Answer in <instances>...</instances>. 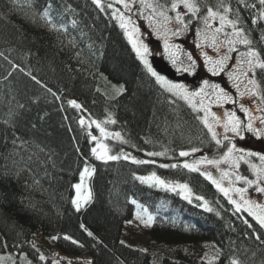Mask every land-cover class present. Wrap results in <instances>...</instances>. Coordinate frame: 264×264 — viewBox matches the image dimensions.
I'll use <instances>...</instances> for the list:
<instances>
[{"label":"trees","instance_id":"1","mask_svg":"<svg viewBox=\"0 0 264 264\" xmlns=\"http://www.w3.org/2000/svg\"><path fill=\"white\" fill-rule=\"evenodd\" d=\"M224 2L232 9L229 17H239L238 27L264 58V6L259 0ZM159 3L169 6L171 0ZM103 6L102 11L93 0H0V256L11 255L14 264H22V258L51 264L40 256L42 242L52 239L65 253L89 255L91 264H230L232 259L264 264V228L247 211H236L210 180L182 167L190 157H181L180 151L197 148L218 158L230 142L217 145L187 102L156 83L112 11ZM197 28L202 30L203 23L193 19L188 35L193 47L201 44L196 47L199 60L204 61L203 52L218 59L226 49L217 53L202 37L194 38ZM241 51L246 47L237 45L230 54L227 73ZM100 73L111 83H123V91L103 90ZM256 79L259 96L264 73L257 70ZM109 117L116 123H106L107 129L119 132L122 140L109 138L108 147L121 158L104 162L91 153L89 132L97 135V129L79 121ZM124 155L152 163L137 164ZM248 163L264 169L260 159ZM86 164L95 168L92 199L77 211L71 203L73 185ZM249 166L241 165L245 177L252 175ZM153 172L188 184L207 208L178 191L136 179ZM258 175L261 185L264 173ZM133 200L148 206L154 217L146 249L121 243L123 225L134 216ZM206 241L218 249V258L193 249Z\"/></svg>","mask_w":264,"mask_h":264},{"label":"snow or ice","instance_id":"2","mask_svg":"<svg viewBox=\"0 0 264 264\" xmlns=\"http://www.w3.org/2000/svg\"><path fill=\"white\" fill-rule=\"evenodd\" d=\"M139 2L140 8H137L136 11L143 16V9H150L151 15L146 17L150 23H152L156 17L161 18V20H155L154 31L157 32L158 36L163 37L165 53L169 55L172 64L177 66L178 71L182 69L184 72H193L195 71L197 62L191 53H184L189 62L187 66H184V61L181 59L180 55H177V51L182 50L179 45L171 44L169 42V33L172 37L181 35L188 30L193 19L203 23V29L201 30L197 28L196 30L197 37H202L203 40L208 42V47L212 48L217 53H220L222 49H226V51H223V53L219 55L218 59H214L212 56L208 55L207 52H203L204 63L207 66L208 72L213 76L224 72L225 69L229 67L228 61L233 59L230 54L237 52V45H244L246 51L239 52V58L235 61V68L228 71L227 74L229 79L236 81L233 86L236 88L241 98L245 96L256 98L258 96V92L261 90V85L256 79V74L257 70H259L260 73H264V58H262V54L259 50L251 46L252 41L245 34V30L238 27L239 17L236 19H231L229 17L232 9L225 4L224 0H217L215 8L209 5L207 0H171L169 6L159 3V0H155L154 3H148L147 0H139ZM240 2H243V0H240ZM93 3L102 11L104 10L101 0H93ZM115 4L122 5L125 11H121L120 8H114L112 3H109L107 7L113 9L112 16L118 21L119 27L124 30V34L128 38V42L131 44L135 55L139 58L147 72L155 78L156 83L161 85L173 97L187 102L192 111L197 113L196 119L201 121L204 128H206L208 133L211 134V139L215 141L217 145L222 144V140L218 138L219 134L216 131L217 126L223 128V132L225 133L223 140L230 142L227 151H225L219 159H208L207 157H204L202 160H197L194 163L185 162L182 167L190 172H199L200 175L204 176L207 180H210L212 184H214L217 189L229 199V202L235 205L236 211L239 212L242 209L247 211L248 214L252 216L262 228H264V204L245 199L244 194L247 192V188L231 187V179H229V187H224L221 181L229 178L230 173L227 170L221 172V178L218 180L211 172L207 170L201 171L199 167V165L205 163L214 166L218 171L220 170L221 164H230L231 166L238 167V161L243 160L244 155L234 157L233 153H243L244 150L238 149L235 143H231V137L227 134L231 133L233 136L241 139L244 138V133L246 132L252 133L257 137L264 136V127H261L264 126V115L257 117L248 107L245 106L244 103H240L239 110L247 117L246 122L237 115L236 111L225 112L223 117H221L211 111V103L223 106L225 103L236 104L237 100L219 84L204 80L202 86L198 90L189 91L184 84L174 83L157 73L148 60V56L151 55L149 47L140 39V29L134 24L131 15L128 14L133 11V6L136 5V0H115ZM259 4L264 6V0H259ZM253 7H255V5H253ZM184 10H186V12ZM169 11L175 12V16L168 15ZM188 14H190V16L186 19L185 17ZM44 15L47 16L46 11ZM261 17H264V11L261 12ZM216 22H218L219 26H214ZM255 22L256 21L253 20V23ZM169 25H172V27H169ZM228 28H230L231 31H227L226 29ZM196 47L201 48V44L197 43ZM173 49L177 51H173ZM33 79H35V77H33ZM37 83H40V81H37ZM242 86L244 89L243 91H241ZM49 91H51V89H49ZM118 91H123V88L121 87ZM209 97H214L215 99L206 102V99ZM258 98L260 104L264 105V94L259 95ZM69 103L74 108L81 107V105L77 104L75 101H69ZM256 111L264 113V107L258 106ZM200 113H203V115H200ZM210 117L211 120L209 119ZM257 121L258 124L256 123ZM79 122L81 125H85L86 123L83 118H81ZM104 123L115 124L116 120L109 117ZM93 125H95V128L99 131L101 137L108 138L114 136L116 139L122 140L119 132H108L105 127L102 126L100 121L91 120L87 122V127L89 129L92 128ZM89 136L92 141L96 142V146L91 149V153L97 160L107 162L121 158L119 155L109 154L108 145L101 143L97 136L92 135L91 132H89ZM196 151H198L197 148L191 149L192 153ZM190 154L189 151L179 152L181 157H188ZM148 155L160 156L164 155V153L149 152ZM247 155L259 156L260 161L264 162V155L262 154L249 152ZM123 158L128 159V156L124 155ZM133 162L137 164L152 163V161L136 160L134 158ZM160 166L169 167V165ZM170 167L175 168L177 165L173 164ZM252 167L255 168V165ZM94 172L95 168L86 164L83 170L80 171V182L73 185L75 196L71 203L75 206L77 211L92 199L91 189L85 186V179L86 177L90 178ZM261 172L264 173V169H261ZM136 179L140 180L142 183H151L153 186L164 187L171 191L179 190L178 194L182 195L184 199L189 200L191 203L190 197L192 195V190L186 183L172 184L169 181L161 179L155 172L151 173L149 176H137ZM235 179L237 181L242 180L249 186L256 184V191L264 193V186H259L258 183L261 179V176L259 175L257 180H251L238 174L235 175ZM230 192L238 193L241 202H237V200L233 199L229 195ZM196 199L203 200V197L196 196ZM132 203L135 204L136 201L133 200ZM139 207L142 208L143 213H148L147 208H143L142 206ZM204 207L207 208L206 201ZM256 209L259 211H256ZM207 210L211 211L210 208ZM137 218L141 219L145 226H150L154 219L151 214H147V219H144L139 212L137 213ZM245 223H247V221H245ZM249 227H251V225H249ZM85 231H87V229H85ZM87 234L89 236L93 235L91 232H88ZM65 238L70 239V237ZM256 239H260L259 235L256 236ZM121 243H123V241H121ZM216 258L218 257H214L213 259ZM0 259L3 258L0 257ZM40 259L44 260L45 258L41 255ZM53 264H57V262H53ZM209 264H211V262H209ZM230 264H239V262L237 259H232Z\"/></svg>","mask_w":264,"mask_h":264},{"label":"rangeland","instance_id":"3","mask_svg":"<svg viewBox=\"0 0 264 264\" xmlns=\"http://www.w3.org/2000/svg\"><path fill=\"white\" fill-rule=\"evenodd\" d=\"M147 2L148 3H154L153 0H147ZM101 3H102V5H106V7L109 3H112L114 8H120L121 11H125V9L123 8L122 5L115 4V0H101ZM137 8H140L139 0H136V5L133 6V11L131 13H128V14L131 15L132 20L134 21V24L136 26H138L140 29V39L143 41V43L147 44L149 47L151 55L148 56V60L157 73H159L160 75L164 76L167 80H170L174 83L184 84L185 87L189 91L198 90L202 86L204 80H209L211 83L219 84L222 88L225 89V91L229 92L237 100L236 104H232V103L223 104V106H221L223 108L222 110L213 109L212 108L213 106H218V107H220V106L216 103H211V111L215 112L217 115H219L221 117H223L222 113L224 114L225 112L236 111L237 115L240 116L241 119L246 122L247 117L245 116V114L243 112H241L239 110V104L240 103H244L245 106L248 107L250 109V111L253 112L254 115H258L259 113H261L259 111H256L257 107L258 106L261 107L262 105L258 101H257L258 105L255 104L253 101V100H255V98L250 97V96H245L243 98L239 97V93L237 92V90L233 86V84L231 83V79H229L226 71L220 73L219 75L213 76L210 72H208L205 63H204V66H202V62H204V61L202 60V62H201L199 60L198 57H200V56L198 55L199 54L198 49L195 47V45H194V47L192 46L194 39L193 38L190 39L191 36L188 35V33H189L188 30L186 32H183L181 35L176 36V37H172L169 33V42L171 44H175V45L180 46V49L182 51H177L175 49H173V51H177V55H180L181 59L183 58L182 60L184 61V64L188 63L187 57L184 55V53H191L192 54L193 58L197 62L195 71H193L192 74L189 75V78H187L188 79L187 80V79H185V77H183V72H176V70L174 68H173V70L176 74L175 78H170L167 75H165L162 71L157 70L155 68V61L156 60H161V61L165 62L169 67H171V65H173L171 60L169 59V55L165 53L163 37L158 36L157 32L154 31L155 20H161V18L156 17L155 20L152 23H150V21L146 18L149 15H151L150 9H147V8L143 9V16H141L139 14V12L136 11ZM109 9L111 11H113V9H111V8H109ZM184 11L186 12V10H184ZM263 11H264V9H263ZM168 15L175 16V12L169 11ZM262 18L264 19V17H262ZM169 27H172V25H169ZM194 36H196L194 38H198L196 34H194ZM193 49H195V51ZM206 70L208 73H210L209 75H207ZM198 72L203 74V76L201 77V80L199 79L198 81L193 82V80H194L193 78H195L197 76L196 74ZM99 78H100L101 88L103 90H107V91L111 92L113 95L121 92V91H118L121 87L124 88L123 83H111L106 78V76L103 75L102 73L99 74ZM109 92H107V93L111 94ZM214 99H215L214 97H209L206 99V102H209L210 100H214ZM201 115H203V113H201ZM209 119L211 120V117ZM84 120L86 121L85 125L87 126V122H89L91 120H96V119H84ZM97 121H100L102 123V126L105 127V129L108 132L115 133L114 131H110L107 129L106 123H104V121H106V120H97ZM256 123L258 124V121ZM93 126H95V125H93ZM261 127H264V126H261ZM216 131L219 134L218 138L222 140L221 145H223V143L225 141V140H223V136L225 135V133L223 132V128L220 126H217ZM227 135H229L231 137V143H235L237 145L238 149L244 150L243 153H241V152H234L233 153L234 157L244 155V159L238 161L239 166L234 167V166H231L230 164H221L220 170L218 171L214 166L208 165L205 163V164L199 165L201 171L207 170V171L211 172L212 175L216 179L220 180L221 172L223 170H227L230 173V176H229V178L223 179L221 181V183L224 187H229V179H231V181H232L231 187H233V188H247V192L244 194L245 199L250 200V201H255L259 204H264V193H259L256 191V187H257L256 184L249 186V185L245 184L242 180L237 181L235 179V175H237V174L243 176L241 165L246 164L247 166H249L248 159L250 161H254L256 159H259V156H251V155H247V153L251 152V153H259V154L264 155V136L257 137L252 133L246 132V133H244V138L241 139L239 137L233 136L231 133H228ZM95 136H97V138L100 140L101 143H104L107 145H108L107 140L109 138H115L114 136H110L108 138H103L100 136L99 131H98V134ZM95 146H96V142L94 141V147ZM185 151H189L191 153L188 156V157H190V159L185 161L188 163H194L197 160H202L204 157H207L208 159H219L223 155L222 154L218 158H211V157L207 156L200 149H198V151H196L194 153H192L191 150H185ZM109 154H111L110 150H109ZM128 158L133 160L132 157L128 156ZM253 165L254 164H250V166H249L250 168H248L252 175L246 176L248 179H251V180L256 179L258 177V174L261 172L260 168H257L256 165H255V168H253L252 167ZM138 176H149V175H138ZM91 177L90 178L86 177V179H85V186L89 189H91L90 188ZM160 178L164 179L162 177H160ZM164 180H166V179H164ZM169 182H171L172 184L184 183V182H179V181H169ZM147 184H151V183H147ZM259 186H264V183L259 185ZM177 191L179 192V190H177ZM229 195L233 199L237 200V202H241L240 201V195L238 193L230 192ZM196 196L197 195H195L194 192L192 191V195H191L190 199L191 200L196 199ZM200 201L204 204L206 200L203 198V200H200ZM85 205L86 204H84L81 208H83ZM139 206H142L143 208H147L148 213H143L142 208ZM256 211H259V210L256 209ZM138 212L144 217V219H147V214H150L148 206L136 201L134 216L130 220L126 221L123 225V230H122V234H121V241H123L125 244L132 246V247H136V248H140V249H146V248H148V245L151 242V237H150L151 232L150 231H151L153 221H152L150 226H145V224L142 223L141 219L137 218ZM41 247H42L41 248V255H43L44 258H50L51 264H53V262H57V264H91V257L89 255H87V254L77 255V254L65 253V252H63L57 248V246L52 242V239L51 240L47 239V240L43 241ZM193 249L194 250H200L204 255L206 254L207 257L211 258V259H213L214 257H218V249L209 241L201 242V243L197 242V245L194 246ZM0 257L3 258V259H0V264H14V259L11 255L6 254V255H2ZM21 262H22V264H32L24 258H22Z\"/></svg>","mask_w":264,"mask_h":264},{"label":"water","instance_id":"4","mask_svg":"<svg viewBox=\"0 0 264 264\" xmlns=\"http://www.w3.org/2000/svg\"><path fill=\"white\" fill-rule=\"evenodd\" d=\"M155 68L159 71H162L165 75L170 78H175V73L172 68H170L165 62L161 60L155 61Z\"/></svg>","mask_w":264,"mask_h":264},{"label":"flooded vegetation","instance_id":"5","mask_svg":"<svg viewBox=\"0 0 264 264\" xmlns=\"http://www.w3.org/2000/svg\"><path fill=\"white\" fill-rule=\"evenodd\" d=\"M182 59H183V58H182ZM188 63H189V62H188ZM188 63L184 64V66H187ZM170 65H171V64H170ZM171 67L174 68V69L176 70V72H183V77H185V79L189 78V75L192 74V72H184L182 69H181L180 71H178V70H177V66L171 65ZM195 68H196V67H195ZM196 75H197V76H196L195 78H193V79H194L193 82L198 81L199 79L201 80V77L203 76V74H201L200 72H198ZM175 76H176V74H175ZM187 80H188V79H187ZM212 108L215 109V110H222V109H223L221 106H220V107H218V106H213ZM221 113H222V112H221ZM222 115H223V113H222Z\"/></svg>","mask_w":264,"mask_h":264}]
</instances>
